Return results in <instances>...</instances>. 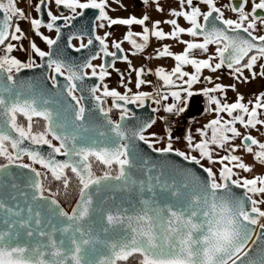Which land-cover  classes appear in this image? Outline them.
Masks as SVG:
<instances>
[{
	"label": "snow or ice",
	"instance_id": "snow-or-ice-1",
	"mask_svg": "<svg viewBox=\"0 0 264 264\" xmlns=\"http://www.w3.org/2000/svg\"><path fill=\"white\" fill-rule=\"evenodd\" d=\"M113 2L123 7L120 0ZM142 2L149 4V0ZM200 3L206 11L194 0H178V9H170L172 17L183 18L189 27L173 18L156 20L149 28L147 14L111 17L109 0H37L29 5L37 14L47 10V23L29 16L16 0H0V264H264V174L241 175L252 172L255 163L264 166V142L237 128V124L246 130L264 127V92L244 102L235 83L224 85L216 82L219 76L203 75L204 70L215 74L227 69L241 83L264 78V15L259 14L264 12V0H228L220 6L218 0ZM52 5L63 7L69 15L54 14ZM155 7L164 11L159 0ZM89 9L98 10L93 34L97 27L128 26L122 41H112L116 51H109V32L94 35L99 51L79 65L54 59L34 40L24 47L22 41L28 37L21 21L28 22L51 49L60 38L57 22L68 24ZM229 10L235 19L225 16ZM161 23L171 25V31H164ZM132 25L143 26L142 31L133 32ZM42 27L54 30L56 38L45 35ZM182 34L191 39H182ZM153 37L184 45L174 53L171 45L163 44L154 56L145 57L175 61L170 71L155 69L158 86L144 78L151 68L135 67L127 54L118 55L125 51L124 41L131 44L133 56L144 53ZM72 38L68 46L75 48ZM92 44L89 35L87 44L81 42L75 50ZM14 52L26 53L27 59ZM100 53L112 57V62L94 64ZM36 57L47 58V79L58 89L57 97H64L62 113L49 107L56 102L53 98H38L31 82L18 79L22 70L44 66ZM117 59L127 64V77L116 68ZM109 69L119 73L123 92L104 83L112 75ZM245 70L250 76H245ZM133 73L135 92L128 87ZM58 77L64 78L63 86ZM90 77L99 81L88 89L98 123L93 122L84 97L76 94L84 90L77 82ZM202 82L211 86L197 89ZM146 85L153 91L140 90ZM229 89L237 93L235 102H227ZM196 96L206 98L204 111L213 118L196 129L199 140L189 128L181 150L174 147L180 137H173L169 116L180 117ZM68 98L74 103H68ZM149 102L155 105L153 113L164 115L130 127L135 112L129 106L143 108ZM114 110L117 119L112 118ZM158 120L163 122V135L150 131ZM136 142L154 153L175 154L199 166L205 175L166 161L152 163L137 152ZM43 146L49 150L42 151ZM238 151L251 155L255 163H246ZM205 160L208 166L202 163ZM73 179L76 197L66 209L61 189L67 197ZM250 243L260 244L259 258L248 255Z\"/></svg>",
	"mask_w": 264,
	"mask_h": 264
},
{
	"label": "rangeland",
	"instance_id": "rangeland-1",
	"mask_svg": "<svg viewBox=\"0 0 264 264\" xmlns=\"http://www.w3.org/2000/svg\"><path fill=\"white\" fill-rule=\"evenodd\" d=\"M17 5L21 8H24L26 13L31 16V17H36L38 16V14L32 10V8L29 5L35 4L37 2V0H16ZM142 2V0H120V4L123 5V7H119V14L115 15L114 18H127L130 15H135L137 16V18H139V13L137 14V10L138 7L140 5V3ZM159 3L163 6L164 11L160 12L156 10L155 7V0H149V4L147 6L144 5V10H146V12L144 14L149 15L150 20L147 23V26L149 28H151V24L152 22L156 21V20H167V19H177L178 23L183 26V27H189L190 25L188 24L187 21H185L183 18H176V17H172L170 15V9L172 8H177L178 9V0H159ZM194 3L199 4V6L201 7L202 10H207L206 6L203 5L202 3H200V0H194ZM225 3H228V0H218V6L223 5ZM251 8V4H249L246 8V10H250ZM51 9L53 11L54 14L58 15V8L55 5L51 6ZM140 9V7H139ZM143 14V15H144ZM110 15V14H109ZM112 16V15H110ZM141 16V15H140ZM225 16L227 18H236V14L232 13L230 10L225 12ZM106 23V22H105ZM21 28L25 31V33L27 34V39H24L22 41L23 45L25 48L29 47V41L30 40H34L37 45L44 51H48V46L46 45V43H44L39 37L35 36V34L29 29V24L26 21H21ZM121 27V28H120ZM143 26L140 25H132L131 28L134 29L132 30L133 32H138L136 30H141ZM161 28H163L164 31L168 32L171 31L172 26L169 24H165V23H161L160 25ZM129 30L128 26L125 25H113L111 27H108L107 25L104 28H98L97 27V34L103 36L105 32H109L111 33V35L108 37L107 42L110 44L109 47L112 48V41H122L123 38L119 39V35L115 36V32H119L118 34H122L125 35L127 33V31ZM42 32H44L45 35L50 36L51 38H54L56 35V32L54 30L49 31L46 28L41 29ZM264 34V33H262ZM154 38V37H153ZM182 39L184 40H188L191 39L190 36H188L187 34H182ZM85 39H82L80 41L78 40H74L75 44H78L82 41H84ZM152 41V39H151ZM154 42H152L144 51V53L142 54H137L135 56H133L131 53L132 51H134V49H132V46L130 43H128L127 41H124L122 44L123 49L125 50V53L129 56V59L132 61L133 66L135 67H140L141 64L143 65V67H145L146 69L151 68L153 71L151 73H146L145 75V79H149L151 76L155 77V69L157 67H164L166 68L167 66H165L166 61L163 62L164 59L167 58H160L159 60H161V62L156 63L155 60L156 59H145V57L148 56H154L155 55V49L162 47L163 44H169L171 45V51H173L174 53H179L183 50L184 45L182 44H178L175 40H171V39H165L163 41H158L154 38L153 40ZM138 42H142L138 39ZM215 45L210 46V51H214ZM14 55L18 56V58H20L21 60H26L27 59V54L24 52H14ZM199 54V53H197ZM163 59V60H162ZM40 61L39 57H36V62L38 63ZM94 64H100L101 63V58L93 61ZM116 68H118L120 70V72L126 73L127 74V64L124 61H116ZM167 69V68H166ZM90 71V70H88ZM109 71L112 72L111 77L106 78V80L104 81V83H107L109 85L110 88H117L119 91L124 90V88L120 85V75L119 73H117L115 70L113 69H109ZM246 73V72H245ZM135 74L133 73L132 76H134ZM154 80V79H153ZM251 84L249 86H247V89H251V91H259V89H262L264 87V82L261 85V87H259L257 85V81L253 80L250 82ZM134 85V84H133ZM128 86H131L130 84ZM147 86V85H146ZM148 88H151L152 86H147ZM255 95H258L255 93ZM255 95L254 94H249V95H244V102H247L248 100H254L255 99ZM111 101L109 100V103ZM160 115H164L163 112L157 113V116ZM261 118H264V116H262ZM162 126H163V122L162 121H157V124L153 126L151 130H155L158 134L163 135V130H162ZM237 128L242 132V133H246L248 131L251 132V134L253 136H256L259 140H261L262 142H264V127H259V131L257 130H252V129H244L243 126L237 124ZM180 132H177L175 134H173V137H180ZM236 144H240L241 141L240 139H236L235 140ZM163 146V145H160ZM174 147L179 148L181 150H184L186 145H185V141L184 139H180L179 141H176L174 143ZM196 154V153H193ZM225 153L223 151L220 152V155H224ZM237 155H242L243 159L246 163L248 164H254V160L253 157L251 155H248L242 151H238L236 153ZM202 163H204L206 166H208V162L202 161ZM216 168L219 167V165L215 166ZM256 174H264V166H261L259 163H255V167L253 169L252 172L250 173H241V175H246L249 178H251L252 176L256 175ZM264 207V206H262ZM264 222V221H262Z\"/></svg>",
	"mask_w": 264,
	"mask_h": 264
},
{
	"label": "water",
	"instance_id": "water-1",
	"mask_svg": "<svg viewBox=\"0 0 264 264\" xmlns=\"http://www.w3.org/2000/svg\"><path fill=\"white\" fill-rule=\"evenodd\" d=\"M61 14H65L69 11L64 9L63 7L58 8ZM46 11L43 15L39 14V17L45 20V23L48 22V18L46 16ZM98 14V10H85L84 15L81 17H77L75 20L65 24L63 20L57 22L58 26L61 28L60 38L57 41V44L53 45L51 51L53 53L54 59H62L67 63H72L75 65H79L84 63L91 55H94L96 52L99 51V42L94 39V35L97 34V28L95 29V33L93 34V22L95 16ZM260 15H264V12H259ZM75 34V35H74ZM89 35H93V44L87 48L81 49L79 52L75 50L79 46L69 47L68 46V38L72 36L73 39L86 37L89 38ZM56 38V35L55 37ZM73 44V43H72ZM87 44V42L85 43ZM124 53H118V55H123ZM103 55V53H102ZM103 62L107 61L111 63L113 58L112 57H104L103 55ZM46 59L41 60L38 62L39 64H43V67L40 68H33V69H25L22 70L21 73L18 74V79L26 82H31L34 85V90L38 98H53L56 102L51 103L49 107L52 108L54 113H62L63 106H64V97H57L56 93L58 89L54 88L51 81L47 79V75L49 74V70L46 65ZM119 60V59H117ZM116 60V61H117ZM59 85L63 86L65 84V80L63 77H58ZM99 83L98 79L95 77L86 78L83 82H77L78 87H82L84 90L82 92H77L78 96H83L84 105L90 110L93 122L98 123L99 121L96 120L95 117V110L96 105L92 97L89 95L88 89L95 84ZM42 102V100H41ZM68 103H74L68 98ZM130 108L135 112V118L128 121L129 126H133L140 121H146L150 117H156L157 113H153L151 111L152 107L155 105L149 102L143 108H136L135 106L130 105ZM69 119L71 118V112L68 113ZM113 119H117L112 115ZM71 130V129H69ZM92 133H87V135H91ZM137 152L140 153L145 159L150 160L152 163L160 164L162 161H166L170 165H175L177 168H188L197 176L203 177L205 174L199 168V166L195 164H189V162L184 161L182 158L177 157L175 154H159L152 152L146 145L142 142H136ZM49 149L47 146H43L42 151L47 152ZM58 159H63V157H58ZM139 163V162H138ZM155 174V173H153ZM138 176H141L142 173H137ZM171 173L166 172V176L171 178ZM177 181L180 180L179 176L175 177ZM237 195H240L239 189H234ZM62 203V202H61ZM63 204V203H62ZM64 206V204H63ZM66 209V206H64ZM255 239V236L253 237ZM260 254V244L257 245H249L248 248V255L253 258H259Z\"/></svg>",
	"mask_w": 264,
	"mask_h": 264
},
{
	"label": "crops",
	"instance_id": "crops-1",
	"mask_svg": "<svg viewBox=\"0 0 264 264\" xmlns=\"http://www.w3.org/2000/svg\"><path fill=\"white\" fill-rule=\"evenodd\" d=\"M109 3L111 4V9H109V14L112 15L111 17L114 18L115 15H117V14L120 15V13H119L120 12L119 11V7L120 6L118 4H116V3H114L113 0H109ZM139 7H140V9H139ZM139 7H138V10L136 12H137V14L139 13V18H142L143 14L146 12V10L142 9V8H144L143 2L140 3ZM132 30H134V29H132ZM136 31L140 32V31H142V29L141 30H136ZM118 33L115 32V36L119 35V37H118L119 39L124 37V35L118 34ZM151 39H152V41H151ZM151 39H150V44L152 42H154L153 41L154 38H151ZM197 55H200V54H197ZM120 61H122V60H120ZM164 61H166L165 66H167L166 67L167 69L166 68L165 69L170 71L171 68L174 67V64H175L174 59L167 58V59H164L163 62ZM155 62L159 63V62H161V60L156 59ZM141 66H143V65L141 64ZM185 70H187L189 72L192 71V69L190 67H186ZM245 72H246L245 76H250V74H249V72L247 70H245ZM203 75H212L214 79H215L216 76H219L220 80L216 81V82L223 83L224 85H231V84L235 83L237 85V89L239 90V92L241 94H243V96L244 95H249V94H254L255 95V93L259 94L260 92H264V87L262 89H259V91H251V89H247L248 88L247 86H249L251 84L250 82L253 81V80L257 81V85L259 87H261V85L264 82V78H261L259 76H257L256 79H250L249 82H247V83H241V82H238V81L234 80L229 75V70H227V69L220 70V71H218L215 74L209 72L208 70H204ZM125 76L127 77L126 73H125ZM147 80H151L153 85H155V86L159 85V81H158V78L156 76L155 77L151 76L149 79L147 78ZM132 81L133 82L130 84L131 86H128V87L132 88L133 92H135L136 89H135V86L133 85V84H135V75L132 76ZM204 86H211V85H206L205 83L202 82L201 84H198L195 87L198 89V88H201V87H204ZM140 90H142V91H153V87L148 88L147 86H142V88ZM123 91L124 90H122L121 92H123ZM217 95H219L222 100L224 99L222 94L218 93ZM236 96H237L236 92H234V91H232L230 89L227 90V96H226L227 102H229V103L235 102ZM205 107H206V98L205 97H203V96L193 97L188 111H186L183 114L186 117V119H187V123L182 128V130L180 132V139H183L186 131L190 128L191 131H192V134L196 137L197 140H199L200 137H199L198 133H196V129L199 128V127H202L211 118H213V114L212 113H205V111H204ZM222 115H225V118H227L226 114H222ZM151 131L156 132L154 129L151 130Z\"/></svg>",
	"mask_w": 264,
	"mask_h": 264
},
{
	"label": "built area",
	"instance_id": "built-area-1",
	"mask_svg": "<svg viewBox=\"0 0 264 264\" xmlns=\"http://www.w3.org/2000/svg\"><path fill=\"white\" fill-rule=\"evenodd\" d=\"M113 116L115 118H118L119 116L118 111H114ZM186 123H187V119L183 114L180 117L169 116V126L172 128L173 134L181 131L182 128L186 125Z\"/></svg>",
	"mask_w": 264,
	"mask_h": 264
},
{
	"label": "trees",
	"instance_id": "trees-1",
	"mask_svg": "<svg viewBox=\"0 0 264 264\" xmlns=\"http://www.w3.org/2000/svg\"><path fill=\"white\" fill-rule=\"evenodd\" d=\"M40 124L43 125V121L42 120L40 121ZM75 184H76V182L73 179L72 186L68 190L67 197H65V195H64V190L61 189L60 200L64 204V206H66L67 208H70L71 204L74 203V199L76 197ZM54 190H55V185H54Z\"/></svg>",
	"mask_w": 264,
	"mask_h": 264
},
{
	"label": "flooded vegetation",
	"instance_id": "flooded-vegetation-1",
	"mask_svg": "<svg viewBox=\"0 0 264 264\" xmlns=\"http://www.w3.org/2000/svg\"><path fill=\"white\" fill-rule=\"evenodd\" d=\"M77 11H79V9H78ZM58 12H59V10H58ZM58 15H61V13L59 12ZM63 15H68V12L65 13V14H63ZM38 16H39V14H38ZM82 39H85L84 41H82L83 43H86L87 40H88V38H86V37H82ZM74 40H78V41H80L81 38H76V39H73V41H72L73 45H75V46H79L81 42L78 43V44H75V43H74ZM108 44H109V43H108ZM109 45H110V44H109ZM109 51H116V49L112 46V48L109 47ZM124 54H126L125 51H124ZM102 57H103V55H102V53H100L101 63H103V58H102ZM117 61H119V60H117ZM114 111H116V110H114ZM114 111H113V112H114ZM112 115H113V113H112ZM21 119H23V118H21ZM54 143H56V142L54 141ZM25 160H26V158H25ZM26 162H27V160H26Z\"/></svg>",
	"mask_w": 264,
	"mask_h": 264
}]
</instances>
